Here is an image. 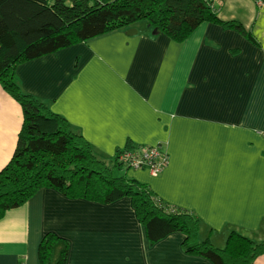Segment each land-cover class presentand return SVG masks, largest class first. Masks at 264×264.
Returning a JSON list of instances; mask_svg holds the SVG:
<instances>
[{
    "label": "crops",
    "instance_id": "obj_1",
    "mask_svg": "<svg viewBox=\"0 0 264 264\" xmlns=\"http://www.w3.org/2000/svg\"><path fill=\"white\" fill-rule=\"evenodd\" d=\"M213 12L245 33L204 22L174 42L132 24L23 63L15 80L102 160L126 144L160 147L168 162L156 177L126 176L193 213L198 239L222 248L232 231L264 240V0H215ZM21 124L0 86V170ZM47 233L68 242L66 264H211L186 254L179 233L149 243L128 199L99 204L51 189L0 219V264H39Z\"/></svg>",
    "mask_w": 264,
    "mask_h": 264
},
{
    "label": "trees",
    "instance_id": "obj_2",
    "mask_svg": "<svg viewBox=\"0 0 264 264\" xmlns=\"http://www.w3.org/2000/svg\"><path fill=\"white\" fill-rule=\"evenodd\" d=\"M141 20L174 42L184 41L204 22L245 33L238 22L219 21L207 0H0V86L22 110L13 154L0 170V219L41 189L99 204L128 199L149 243L179 233L186 254L211 264H253L264 255V240L232 231L222 248L208 239L200 241V220L193 213L165 203L149 186L126 176L129 170H146L118 159L123 151L138 150L126 144L112 160L100 159L66 119L23 92L15 80V70L23 63ZM114 168H124V174L114 177ZM68 252L67 241L47 233L37 248L38 263L66 264Z\"/></svg>",
    "mask_w": 264,
    "mask_h": 264
},
{
    "label": "built area",
    "instance_id": "obj_3",
    "mask_svg": "<svg viewBox=\"0 0 264 264\" xmlns=\"http://www.w3.org/2000/svg\"><path fill=\"white\" fill-rule=\"evenodd\" d=\"M213 3L215 0H207ZM119 161L132 169L146 167L149 175L156 177L167 165L168 159L158 146L141 148L138 151H123L119 154Z\"/></svg>",
    "mask_w": 264,
    "mask_h": 264
},
{
    "label": "rangeland",
    "instance_id": "obj_4",
    "mask_svg": "<svg viewBox=\"0 0 264 264\" xmlns=\"http://www.w3.org/2000/svg\"><path fill=\"white\" fill-rule=\"evenodd\" d=\"M135 24V25H134ZM145 21H143V20H141V21H136V22H134L133 23V25L134 26H138V27H141V26H145ZM124 171H125V169L124 168H121V169H112V175L114 176V177H118V175H120V174H124Z\"/></svg>",
    "mask_w": 264,
    "mask_h": 264
}]
</instances>
